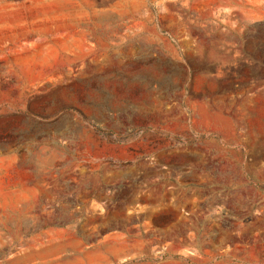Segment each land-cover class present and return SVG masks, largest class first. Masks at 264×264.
Masks as SVG:
<instances>
[{"label": "rangeland", "instance_id": "374dc122", "mask_svg": "<svg viewBox=\"0 0 264 264\" xmlns=\"http://www.w3.org/2000/svg\"><path fill=\"white\" fill-rule=\"evenodd\" d=\"M10 155L0 264H264V0H0Z\"/></svg>", "mask_w": 264, "mask_h": 264}, {"label": "crops", "instance_id": "0c3cea01", "mask_svg": "<svg viewBox=\"0 0 264 264\" xmlns=\"http://www.w3.org/2000/svg\"><path fill=\"white\" fill-rule=\"evenodd\" d=\"M15 164L14 156H0V205L20 204L17 201H8V199H15L18 195H23V192L15 188L16 182L15 180L13 181L15 171L10 170Z\"/></svg>", "mask_w": 264, "mask_h": 264}]
</instances>
